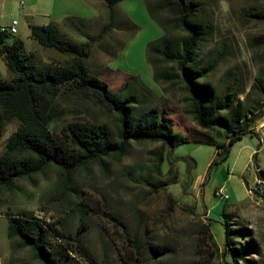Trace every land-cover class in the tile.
Listing matches in <instances>:
<instances>
[{"label":"rangeland","instance_id":"obj_1","mask_svg":"<svg viewBox=\"0 0 264 264\" xmlns=\"http://www.w3.org/2000/svg\"><path fill=\"white\" fill-rule=\"evenodd\" d=\"M193 1L202 4L211 23V32L193 59L196 66H213L205 79L219 94L230 87L244 88L245 92L238 95L246 101L244 106L252 102L256 114L264 115V0ZM6 2L0 23L8 25L12 17L17 21L16 32L7 39H22L24 50L38 65L61 63L66 55L33 39L28 23L53 22L66 39L78 43L86 39L85 35L102 30L107 22L111 28L89 42L86 66L105 78L111 88H117L130 75L136 76L133 104L138 113L157 105L175 130L184 133L199 128L182 83L177 78L156 81L152 77L146 46L162 30L143 0H118L111 6L112 13L104 0ZM64 16L74 19L73 24H63ZM168 31L173 35L181 32L174 28ZM149 56L158 69L166 66L157 54ZM10 75L0 56V77ZM255 81L260 84L259 92L246 96ZM57 100L65 109L58 127L78 120L103 122L115 129V113L94 97L67 91ZM15 125V120L4 124L0 152ZM218 127L224 129L222 124ZM261 132L243 133L230 145L227 156L212 164L222 137L174 146L159 140H130L120 160L106 158L102 165L93 161L75 172L73 181L80 189L77 203H69L70 189L63 195L54 190L56 173L48 167L31 180L16 177L8 187L0 186V213L27 209L57 221L60 229L71 234L79 229L76 247L80 255L73 253L67 264H125L121 255L129 256L131 262L134 252L127 237L139 244L140 264H229L215 253L212 244L213 238L219 248L222 246L226 211L233 229H249L234 235V244L243 246L252 239L256 245L249 249L253 251L246 255L247 260L240 259L237 264H264V192L254 188L255 165L264 167V128ZM211 133L217 136L214 130ZM222 184L229 194L227 199L214 193ZM88 204L98 210L88 208ZM1 232L5 237L2 218ZM10 261L42 264L27 247H8L0 254V264Z\"/></svg>","mask_w":264,"mask_h":264},{"label":"trees","instance_id":"obj_2","mask_svg":"<svg viewBox=\"0 0 264 264\" xmlns=\"http://www.w3.org/2000/svg\"><path fill=\"white\" fill-rule=\"evenodd\" d=\"M118 0H104L109 9ZM148 13L156 19L162 33L146 46V53L152 65V77H172L182 83L187 91L193 119L197 130L179 132L168 118L162 116L157 105L143 112L134 109V75H130L117 88H111L108 81L96 75L85 64L89 53L90 40H98L111 27L106 22L103 29L78 43L70 41L59 32L53 22L28 23L30 36L39 44L51 47L66 58L61 63L38 65L23 48L22 39L12 37L6 30H0V56L11 75L0 77V133L4 124L16 121L8 133L3 150L0 152V186L8 187L13 178L31 180L33 175L42 174L48 167L56 173L54 190L63 195L68 192L69 203L75 202L79 188L73 181L75 172L82 166L95 161L102 165L106 158L120 160L130 140H159L168 146L181 142L214 141L216 153L211 164L227 156L230 145L243 133L255 132L252 128L263 113L256 114L257 107L239 98L245 92L242 87H230L222 94L216 92L205 77L212 71L211 65L198 68L194 57L198 48L211 32V23L202 4L193 0H143ZM111 15V14H109ZM108 15V17H109ZM111 18V17H110ZM74 21V19H73ZM69 16H64L65 25L73 24ZM75 25V24H74ZM180 30V34H169V29ZM157 54L167 62L158 69L149 56ZM260 84L253 82L246 96L258 93ZM71 91L94 97L115 113V129L111 130L103 122L86 123L78 120L67 121L58 127V121L65 112L58 104L61 93ZM224 129H219V125ZM215 131L214 136L211 131ZM225 140V141H224ZM264 179V178H263ZM88 208L98 210L91 204ZM7 218L9 247H27L31 255L42 264H67L76 247L79 229L71 234L59 228L57 221L39 217L32 211H3ZM224 239L221 248L213 240L215 253L225 258L229 264L247 260L250 248L256 247L249 239L243 246L234 244L233 236L249 229L230 226L229 214L224 213ZM131 242L133 261L121 255L125 264H140V250L137 240ZM220 249V251H218ZM82 256V255H81ZM5 264H27L24 261H10ZM204 264H216L205 262Z\"/></svg>","mask_w":264,"mask_h":264},{"label":"built area","instance_id":"obj_3","mask_svg":"<svg viewBox=\"0 0 264 264\" xmlns=\"http://www.w3.org/2000/svg\"><path fill=\"white\" fill-rule=\"evenodd\" d=\"M20 3H22V0H20ZM16 19L12 17L10 19V22L8 25H0V30H6L9 34H14L16 32ZM264 128V118L255 125V131L258 134H261L262 130ZM260 131V132H259ZM261 178H264L263 176H260L259 174H255L254 184H255V190L259 191L260 193L264 192V185H261ZM215 195H217L220 198L227 199L229 197V194L224 186V184L218 186L215 189Z\"/></svg>","mask_w":264,"mask_h":264},{"label":"crops","instance_id":"obj_4","mask_svg":"<svg viewBox=\"0 0 264 264\" xmlns=\"http://www.w3.org/2000/svg\"><path fill=\"white\" fill-rule=\"evenodd\" d=\"M6 4H7L6 0H0V16L6 13L5 12ZM0 25H5V23H0ZM255 174H258V172L256 171ZM0 218H2V220H4L5 223V237L3 236L2 232L0 234V254H2L5 251H7L9 246H8V237H7V218L4 215V213H0Z\"/></svg>","mask_w":264,"mask_h":264},{"label":"water","instance_id":"obj_5","mask_svg":"<svg viewBox=\"0 0 264 264\" xmlns=\"http://www.w3.org/2000/svg\"><path fill=\"white\" fill-rule=\"evenodd\" d=\"M255 167L258 174L264 177L263 169L258 164H256Z\"/></svg>","mask_w":264,"mask_h":264},{"label":"bare ground","instance_id":"obj_6","mask_svg":"<svg viewBox=\"0 0 264 264\" xmlns=\"http://www.w3.org/2000/svg\"><path fill=\"white\" fill-rule=\"evenodd\" d=\"M261 185H264V179L261 178Z\"/></svg>","mask_w":264,"mask_h":264},{"label":"flooded vegetation","instance_id":"obj_7","mask_svg":"<svg viewBox=\"0 0 264 264\" xmlns=\"http://www.w3.org/2000/svg\"><path fill=\"white\" fill-rule=\"evenodd\" d=\"M262 169H263V173H264V167Z\"/></svg>","mask_w":264,"mask_h":264}]
</instances>
